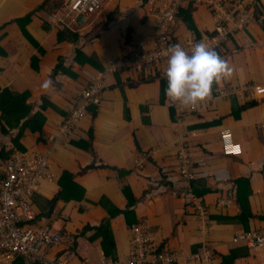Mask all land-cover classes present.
Listing matches in <instances>:
<instances>
[{
    "label": "crops",
    "instance_id": "obj_1",
    "mask_svg": "<svg viewBox=\"0 0 264 264\" xmlns=\"http://www.w3.org/2000/svg\"><path fill=\"white\" fill-rule=\"evenodd\" d=\"M211 1L233 14L229 28L243 14L252 19L214 48L225 53L231 77L192 107L161 98L162 60L109 70L112 61L150 49L152 13L164 0H106L98 13L79 15L71 31L46 27L39 10L46 0H0V93L28 92L31 114L44 117L41 130L23 127L30 115L10 127L0 105V157L14 145L47 155L52 178H41L34 194L37 223L70 242L48 249L36 264H128L138 225L146 226L155 251L176 256L174 264H223L232 252L233 264H264V247L240 240L264 232V93L254 89L264 85V0ZM181 9L174 43L215 36L219 18L211 3L187 0ZM87 73L102 77L101 103L60 140L65 117L91 82ZM223 129L240 143V154L223 153ZM181 150L189 170L206 174L183 177ZM101 227L106 238L97 236ZM201 251L208 261H188Z\"/></svg>",
    "mask_w": 264,
    "mask_h": 264
},
{
    "label": "built area",
    "instance_id": "obj_2",
    "mask_svg": "<svg viewBox=\"0 0 264 264\" xmlns=\"http://www.w3.org/2000/svg\"><path fill=\"white\" fill-rule=\"evenodd\" d=\"M105 1L64 0L46 15L45 23L50 29L71 31L79 15L91 16L98 13L103 9ZM185 1L187 0H164V4L152 13L155 28L150 49H142L133 57L123 61H112L109 70L112 72L129 68L140 70L159 60L166 63L169 45L176 44L172 41L171 34L182 3ZM188 1H207L211 3L214 13L218 16L215 36L204 42L212 49L217 48L235 29H241L252 19L243 14L242 18L237 19L235 26L229 28L226 23L235 18L233 14L228 13L229 11L223 10L220 4H213L211 0ZM196 42L202 41L190 36L180 45L190 51ZM87 75L91 82L81 89L76 104L65 117L61 125L60 140L72 134L76 123L84 117L90 105L101 103V92L104 87L102 77L89 73ZM254 89L256 93H264V85H256ZM220 140L223 153L233 155L241 153V145L234 140L230 129H223L220 132ZM178 156L180 158L178 169L183 177L192 179L206 174V172L199 174L189 170L188 160L182 150ZM0 172L2 175L0 182V264H10L18 259H22L27 264L42 263L46 261L48 249L70 245L68 238L53 233L47 227L38 226L37 213L31 201L40 179L45 176L52 178L47 155L38 153L31 156L25 151L15 149L10 157H0ZM216 178L220 177L216 175ZM147 232L146 226L143 225L133 228V250L128 264H174L176 256L167 252L155 251ZM240 240L251 248H262L264 247V232L242 235ZM209 257L208 251H201L187 259L193 262H203L208 261ZM55 264L68 263L58 261ZM101 264L112 263L103 260Z\"/></svg>",
    "mask_w": 264,
    "mask_h": 264
},
{
    "label": "clouds",
    "instance_id": "obj_3",
    "mask_svg": "<svg viewBox=\"0 0 264 264\" xmlns=\"http://www.w3.org/2000/svg\"><path fill=\"white\" fill-rule=\"evenodd\" d=\"M233 67L204 42H196L190 51L170 44L164 75L166 97L185 106L206 99L214 83L231 77ZM45 81L42 87H47Z\"/></svg>",
    "mask_w": 264,
    "mask_h": 264
},
{
    "label": "trees",
    "instance_id": "obj_4",
    "mask_svg": "<svg viewBox=\"0 0 264 264\" xmlns=\"http://www.w3.org/2000/svg\"><path fill=\"white\" fill-rule=\"evenodd\" d=\"M59 4H51L49 5V1L46 0V2L43 3V5L39 8L41 12L44 14V23L46 19V15L55 7H57ZM184 13L182 9H180L178 13V18ZM27 19V18H26ZM46 24V23H45ZM264 24V23H263ZM46 27H48L46 25ZM49 28V27H48ZM69 31V30H66ZM60 33V31H59ZM62 33V32H61ZM60 33V34H61ZM59 34V35H60ZM62 38L63 35H61ZM217 53L221 56V58L224 57L225 53L222 52L220 49H216ZM160 82V95L161 98L163 99L165 97L164 89L166 87V78L161 77L159 79ZM27 96L28 92H14L8 89H4L3 92L0 93V105L3 111V118L8 120V125L15 126L18 125V123L27 115H30L29 119L25 122L24 128L28 127L33 130H41V125L43 123V115L40 110L37 112L31 114V109L32 106L27 103ZM22 104V105H21ZM17 142V141H16ZM18 148L16 145H14L9 151H4L1 153L3 158H8L10 157L15 149ZM238 195V194H237ZM240 200V197L238 198ZM33 206L35 205L36 202V196L34 195L33 198L31 199ZM243 202H241L242 204ZM244 206V205H243ZM243 213V214H242ZM241 213L242 216H244L247 212L243 211ZM90 229L85 228L74 240V245H73V252L76 254L77 251V242L79 239H82L85 237V234L89 231ZM105 229L104 227L98 228L97 229V236H103L106 238L108 235L105 234ZM244 252H247V249L245 248ZM106 255H109L106 252ZM238 255L236 252H232L228 257L223 259V264H233V261L236 260Z\"/></svg>",
    "mask_w": 264,
    "mask_h": 264
}]
</instances>
